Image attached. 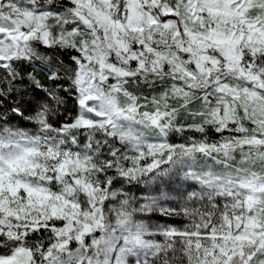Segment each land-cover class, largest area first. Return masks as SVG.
Instances as JSON below:
<instances>
[{"label": "snow or ice", "instance_id": "obj_1", "mask_svg": "<svg viewBox=\"0 0 264 264\" xmlns=\"http://www.w3.org/2000/svg\"><path fill=\"white\" fill-rule=\"evenodd\" d=\"M0 264H264V0H0Z\"/></svg>", "mask_w": 264, "mask_h": 264}]
</instances>
